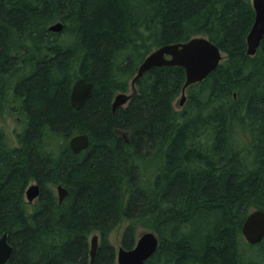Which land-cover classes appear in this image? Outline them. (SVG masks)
I'll use <instances>...</instances> for the list:
<instances>
[{"label":"trees","instance_id":"obj_1","mask_svg":"<svg viewBox=\"0 0 264 264\" xmlns=\"http://www.w3.org/2000/svg\"><path fill=\"white\" fill-rule=\"evenodd\" d=\"M254 15L251 0H0L5 264H89L93 234L94 264H116L109 234L123 220L124 248L138 227L158 236L144 264H264V236L249 244L241 234L248 213L264 210V36L246 52ZM56 21L62 30H48ZM197 35L224 56L180 109L184 68L164 65L112 112L146 54ZM78 77L93 88L75 110ZM7 115L22 124L15 144ZM80 132L89 146L73 153ZM31 181L39 195L29 208Z\"/></svg>","mask_w":264,"mask_h":264},{"label":"water","instance_id":"obj_2","mask_svg":"<svg viewBox=\"0 0 264 264\" xmlns=\"http://www.w3.org/2000/svg\"><path fill=\"white\" fill-rule=\"evenodd\" d=\"M255 15L251 28L246 36V52L255 54L264 36V0H251ZM63 28L61 21H56L48 26V30L59 32ZM219 47L212 43L206 36L197 35L183 42L168 43L152 49L138 65L136 73L130 80V92H118L112 100V112L119 106H123L135 92L137 79L151 69L158 66H181L185 71L184 83L180 91L179 105L182 106L186 99V89L197 82L202 81L219 64L223 58ZM93 84L83 77L76 78L71 86L70 105L79 110L83 103L91 96ZM125 136V132H122ZM68 145L73 153L87 149L89 137L87 133L80 132L69 137ZM58 202L60 203L67 194V189L61 184L56 186ZM39 195V185L31 182L25 189V200L33 202ZM241 234L249 244H256L264 236V210L253 209L245 217ZM158 236L152 231L142 232L135 240L131 248L119 246L116 253V264H144L158 248ZM98 247V235L90 238L89 264H94ZM12 252V245L7 241V233L0 235V264H5Z\"/></svg>","mask_w":264,"mask_h":264},{"label":"rangeland","instance_id":"obj_3","mask_svg":"<svg viewBox=\"0 0 264 264\" xmlns=\"http://www.w3.org/2000/svg\"><path fill=\"white\" fill-rule=\"evenodd\" d=\"M130 91H131V88H129L126 92H130ZM179 99H180V95L175 100V105H176V108L177 109H180ZM4 128H5L8 136L11 139L10 142L12 144H15V136H14V133L20 131L21 128H22V124H21L20 118L18 116H8L7 115L6 116V121L4 122ZM31 182H34V181H31ZM35 201H36V199H34L33 202H28V203H30L29 204V208L32 206L33 203H35ZM126 223H127L126 220L121 221L119 224H117L114 227V229L109 234V239H110L111 243L114 245L116 251H117L118 247L120 246L121 234H122L123 228L126 225ZM149 230H152V229L151 228H148V227H138V229L136 231L135 238L137 239L138 236L142 232L149 231Z\"/></svg>","mask_w":264,"mask_h":264}]
</instances>
